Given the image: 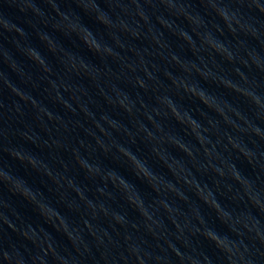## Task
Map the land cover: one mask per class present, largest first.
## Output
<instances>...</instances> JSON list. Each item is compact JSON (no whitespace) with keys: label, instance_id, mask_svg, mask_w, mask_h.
I'll return each instance as SVG.
<instances>
[{"label":"clouds","instance_id":"9594fccd","mask_svg":"<svg viewBox=\"0 0 264 264\" xmlns=\"http://www.w3.org/2000/svg\"><path fill=\"white\" fill-rule=\"evenodd\" d=\"M41 2L49 4L54 13L50 18L42 19L45 26L51 23L54 30L60 32L64 37H74L90 52L99 55L102 60L107 57L119 60L122 65L121 75H124L125 69L132 73H136L139 69L144 72L147 80L155 82L154 85H149L144 78L138 75L134 78H128L130 82L134 83V86H138L145 92L151 88L153 92L157 93L155 96L156 106L151 107V110H149V106L139 95L133 98L117 84L107 80L102 82V76L111 74L110 68L102 72L100 68L90 64L83 57L79 58V64H77L75 54H72L68 62L62 61L68 72L80 74L83 70L94 82L100 96L103 97L107 104L118 107L133 117L137 132L135 134L132 133L130 129L120 124L119 121L110 118L107 114H102L100 120L105 121L110 128L115 131L123 130L132 143L136 142L135 136L140 133L145 134L142 139L146 141H157L156 134L148 129L136 116V113L143 109L144 118L158 133H163L159 137V142L170 145L171 149L178 150L190 158L197 172H202L206 175L209 173L213 174L211 185L207 182L201 184V181L196 178L192 170L186 168L181 158L169 151L168 148H164L163 151L178 166V170L174 169L165 160L160 148L151 147V153L167 171L172 173L176 178V182L183 179L189 191L194 189L197 199L216 213V219L219 220L225 230L221 231L207 226V222L198 208L192 210L197 222L196 225L190 226L191 221L186 218L182 226L172 217L173 208L165 200L159 199L153 201L152 204H145L137 185L127 179L118 168L112 167L102 170L99 163H92L88 160V157L82 156L80 149L84 148L87 150L91 146L80 140L78 142L79 147L71 149L76 163L84 170L87 179L99 178L102 185L95 189L97 195L95 200L88 198L85 195L86 187L78 184L75 178L68 177L61 172L54 174L52 168L40 157L25 149L23 144L13 142L14 138L19 137L24 142L37 147L41 145L46 147H65L58 139H51L50 141L40 139L32 125L23 120L25 105L31 104L32 108L35 109L34 119L40 122L41 127L49 133L51 129L45 124V117L49 121L56 122L65 130L68 129L69 122H66L62 116L54 115L46 106L36 101L30 93L12 84L0 72V189L7 187L9 192L20 196L28 204L33 205L34 210L44 218L46 223L51 224L56 231L63 232L77 253V256L72 257L70 260L71 253H69V256H65L58 252L53 237L42 226H39L38 232L31 224L24 225L22 222L21 226L18 227L14 222L10 221L6 210L12 212L16 219H20V214L13 210L10 203L0 195V264H49V256H51L53 264H83V260L86 258H90L92 264H264V219H262L264 218V183H258L260 174L264 173V151H259V145L256 140L251 141L253 147L249 148L242 137H234L230 132H225L224 134L227 139L226 144L219 137L215 141L211 139V136L205 137L203 133H212L213 130L217 129L218 122L208 119L207 123L211 127H206L200 124L187 109L181 115L180 109L183 105L178 103L179 100L184 99L185 95L189 98L194 97L206 108L215 111L222 117L224 123L236 132L248 135L249 138L258 137L260 141H264V129L255 123L256 120L264 123V81L255 77L250 78L240 67L233 68L232 74L239 77L242 83L234 81L227 74H214L208 68L207 63H205V57L202 55V53L206 52L208 57L211 58L213 65L217 67L219 65L216 57H220L229 64H235L238 61L243 67L249 70L255 67L256 70L264 74V56L255 48L247 47L246 40L241 39V36H243L256 40L260 43L261 48L264 49V0H197L199 5L203 7L204 13L196 12L195 18L193 13L188 11V8L191 7V0H89L88 4L85 3V0H71L76 8L80 10L79 12L61 10L60 4L68 2V0H41ZM144 5L152 8V14L155 15L156 22L162 28L171 29L174 35L187 44L192 55L196 57V60L185 61L173 53L170 55L169 62L175 64L189 75L194 69L196 75L203 81H211L217 87H222L239 97H243L252 113L251 117L239 107L227 100H223L224 106L242 124L234 122L225 114L224 108L213 103L214 100L221 99L215 93L203 87L199 81L189 84L184 77L174 76L170 71L164 72V76L170 81V87L164 89L165 94H160L159 89L162 85L153 71L149 70L147 62L140 51L135 48L130 49L139 57V63H129L125 57H122L109 44L101 43L103 36H98L96 32L83 23L84 15H94L96 22L110 30L108 35L116 45L124 48L125 45L121 42L117 32L111 30L118 29L133 38H140L141 28L144 25H150L152 20V15L145 10ZM130 6L134 8V11L130 10ZM161 8L168 16L173 17L171 21L163 17ZM9 9H14L19 15L22 14L25 17L28 16L29 12L33 16L40 18L47 15L39 7L37 0H0V41L6 38L9 33H15L16 36L23 38L25 41L30 36L26 29L16 23L17 19L9 14ZM136 17H139V19H136ZM180 18H183L191 27L192 33L200 41L199 45L196 44L193 36L177 23ZM141 21L143 24H141ZM26 22L31 27H36L32 19L29 18ZM173 24L176 25L175 28L172 27ZM151 33L152 27L149 26L147 34ZM226 34L235 40V44H233L232 40L225 38ZM36 35L40 41L49 45V51L53 53L57 51L56 47L51 45L50 36L43 34L40 30L36 31ZM152 39L161 48L166 47L155 36ZM12 42L16 45L18 51L26 54L28 59L40 66L44 73L52 72L45 58L34 47L30 45L21 46L16 37H12ZM2 46L0 44V47ZM231 49H235V51ZM241 49H243V52H241ZM145 51L147 50L145 49ZM161 57L167 59L163 56V53H161ZM197 61L204 65L203 69L198 66ZM9 66L22 79H25L26 74L15 63ZM152 68L159 71L156 65H152ZM89 69L93 71L90 72ZM26 79L30 80L31 77L27 76ZM42 79L48 78L42 77ZM116 79L119 80L120 75H117ZM48 84L51 89L50 95L52 92L55 93L53 97L55 102L62 104L69 112L76 114L77 109L71 103V101H76L77 105H79V111L93 119L95 126L105 136L110 135L99 121L94 119V113H92L88 105L82 103L81 97L76 95L77 92L86 93L85 89L73 88L64 83L63 80L58 83L56 80L48 79ZM5 89H8L11 96L18 97V99L11 100L10 103L6 104L3 99ZM61 89L65 92H72L70 100L64 99ZM20 101H23L24 104L22 105ZM137 104H139V107H136ZM169 114L178 124L186 127L194 137L195 145L171 132L164 133V125L156 118L166 119ZM201 115H205L202 110ZM12 122L23 124V127L14 128L12 127ZM89 134L91 135V133ZM95 140L105 153L110 151L99 137H95ZM112 144L115 148L113 160L119 162L123 158L130 166L136 179L141 182L147 181L152 190L159 194L162 190L161 187L153 183L157 173L150 169L147 160H142L130 147H125L115 140L112 141ZM221 146L225 152L230 153L231 150H236L252 166L253 170L259 169L256 177L249 178L245 176L236 163L230 160V156L221 159ZM201 152L205 157L204 162L197 160V154ZM5 157H10L12 160L18 161L26 169L31 168L37 173L42 168L43 175L56 185L55 190L59 193L57 203L62 204L69 211L75 212H81V205L83 206L81 217L83 228L76 226L70 231L68 218L60 211V208L49 200L42 188L33 187L28 179L16 175L10 165L5 162ZM215 160H220L221 164L217 165L214 163ZM38 161L40 167L37 166ZM225 166L227 167V172L225 171ZM62 167L64 172L68 171L66 163H62ZM181 172H186L187 175L182 177L180 175ZM188 176L192 178L188 179ZM227 180L234 181L235 185H239V187L236 188L233 183H227ZM61 181L66 183H61ZM221 181H225L223 191L221 189ZM110 187L120 193L127 204L134 208L139 217H141V222L129 221L127 213L111 209L104 200L99 199L100 197L112 201L116 199L114 192L109 190ZM62 189L64 191H61ZM130 190L134 192L133 195L128 194ZM163 191L174 193L185 203H189L191 200L187 193L176 187V183L173 181H163ZM218 193L221 196L232 193L230 199L242 204L243 207L239 209L226 207L217 198ZM157 205L169 213L168 219L172 221L177 229L175 238L181 242L186 251L181 252L168 239V234L162 221L154 218L156 212L159 211ZM253 209L259 215L254 213ZM175 211L180 213L179 208ZM101 216L111 221L109 227L112 232L107 228L96 227L92 224V220H98ZM54 219L58 220L59 223H54ZM5 225L34 245L37 251L32 252L27 246H17L10 240L6 242ZM117 225L123 229V232L116 227ZM142 226L153 239L157 241L163 239L167 248L157 243L156 247L160 250L158 253L146 239L136 236L135 233L140 232ZM85 229L87 230V236L91 237V240L85 238ZM157 229H160V231H157ZM185 229H187L188 235H185ZM113 232H115V236H113ZM193 237H202L208 241L214 250L213 254L210 255L194 246L191 239ZM173 256L175 261L172 260Z\"/></svg>","mask_w":264,"mask_h":264}]
</instances>
